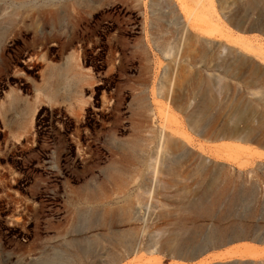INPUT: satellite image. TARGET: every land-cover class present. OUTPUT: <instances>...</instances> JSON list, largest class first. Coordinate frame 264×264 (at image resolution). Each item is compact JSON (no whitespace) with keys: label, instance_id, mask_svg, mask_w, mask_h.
<instances>
[{"label":"rangeland","instance_id":"1","mask_svg":"<svg viewBox=\"0 0 264 264\" xmlns=\"http://www.w3.org/2000/svg\"><path fill=\"white\" fill-rule=\"evenodd\" d=\"M201 2L185 23L175 0H0V264H206L262 222L264 0ZM197 34L237 72L190 67Z\"/></svg>","mask_w":264,"mask_h":264},{"label":"bare ground","instance_id":"2","mask_svg":"<svg viewBox=\"0 0 264 264\" xmlns=\"http://www.w3.org/2000/svg\"><path fill=\"white\" fill-rule=\"evenodd\" d=\"M175 1L178 5H180L181 15L183 19L185 20V23H192L194 21L196 22L199 19L200 17L199 9L202 5L201 0H192L191 4H188L186 3V1H183V0H175ZM244 1H245V4L249 8H252V9H257L260 6V4L263 3V0H244ZM208 3L212 4V2L210 1H208ZM44 19H45V25H47L49 21L47 18H44ZM205 33L211 34L212 30H205ZM195 40L199 44V47L197 49V52L196 50L192 51V54L194 55H192L191 57L190 49L194 47V45L192 47V44H191L192 43L191 37L190 36L186 37L184 39L183 44H182V38H181L177 46L178 48L176 49V52H175L176 58L178 59L180 55V47L183 45L184 46V56L183 57L184 59L186 58L188 59V57L190 56V59L188 61V65L190 67H196L198 63H200L202 66L214 72L217 70V68L221 67L222 65L225 67V69H227V74H230L233 71V69H235L237 72V68L241 66L242 61L239 59L238 54L236 53V51L233 50V48H231L227 44L218 42L214 39L210 41L208 38L202 37L199 34L195 36ZM71 44L72 43L69 41L65 44V46H70ZM155 44H157L160 47V44H158L157 42H155ZM230 59H231V62H230ZM193 72L194 73H191V72L187 73V77L189 80L195 77H200V75H198L200 74V69L194 70ZM192 74L194 76H192ZM255 74H258L257 70L255 71ZM213 77H215L214 73H208L207 76L202 78V83L204 86L196 93V94H200V97L195 101V105L193 106L191 110V114H190V119L194 123L196 128H201L202 124H205L208 121V112L212 108H214L216 105L215 97H213L211 93V87H212L211 79ZM168 91L170 92V88H168ZM178 98L179 96L177 97V99ZM191 102L193 101H190V103ZM162 138H163V142L165 143L164 144L165 147L166 145L174 146L176 143L173 139H171L170 141L165 140V136L161 135V139ZM160 143L158 144V149L161 147V145H162L161 148L164 147L163 144L161 143L160 145ZM160 149L158 150L159 154L160 152L162 153L164 150L163 149L160 151ZM154 161L155 159L153 160L152 165H151L153 173L156 170L154 167ZM156 161L157 162L159 161V157H156ZM155 164L158 166L157 163Z\"/></svg>","mask_w":264,"mask_h":264},{"label":"crops","instance_id":"3","mask_svg":"<svg viewBox=\"0 0 264 264\" xmlns=\"http://www.w3.org/2000/svg\"><path fill=\"white\" fill-rule=\"evenodd\" d=\"M222 227L221 242L225 245L210 253L206 264H264V219L255 223L231 220Z\"/></svg>","mask_w":264,"mask_h":264}]
</instances>
